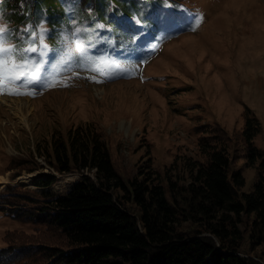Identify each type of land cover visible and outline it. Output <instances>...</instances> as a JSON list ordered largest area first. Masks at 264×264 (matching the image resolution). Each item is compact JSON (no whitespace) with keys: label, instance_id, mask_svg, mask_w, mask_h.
I'll return each mask as SVG.
<instances>
[{"label":"trees","instance_id":"1","mask_svg":"<svg viewBox=\"0 0 264 264\" xmlns=\"http://www.w3.org/2000/svg\"><path fill=\"white\" fill-rule=\"evenodd\" d=\"M123 15H143L169 33L188 20L166 0H0L8 31L24 38L11 39L21 48L36 44L35 32L45 25L60 51L58 39L80 23L86 34L78 47L98 52L95 40H108L110 28L131 31L126 25L135 22ZM244 116L241 132L202 126L199 159L186 157L161 173L149 157L132 178L119 171L92 123L37 143V156L56 172L82 177L63 195L51 191L55 177L36 180L38 193L11 186L0 194V210L35 232H9L0 264H264V151L256 144L262 126L251 110Z\"/></svg>","mask_w":264,"mask_h":264},{"label":"rangeland","instance_id":"2","mask_svg":"<svg viewBox=\"0 0 264 264\" xmlns=\"http://www.w3.org/2000/svg\"><path fill=\"white\" fill-rule=\"evenodd\" d=\"M166 4L176 5L188 15L178 30L158 32L143 15L134 19L123 15L127 24L135 22L126 25L131 31L122 28L119 34L110 28L108 40H95L100 43L98 52L83 53L78 47H84L81 35L86 34L80 23L74 27L72 23L69 33L58 39L63 46L60 51L48 40V27L40 26L34 35L37 51L43 42L49 54L58 55L47 87L9 86L12 65L5 63V92L0 95V177L8 181L0 185V194L11 186L41 192L35 181L48 177L56 178L51 191L65 194L82 176L56 172L37 156L36 145L85 123L103 132L117 168L129 178L149 157L161 173L186 157L199 159L201 127L219 125L229 132H241L247 109L261 123L256 144L264 151V0H166ZM91 18L84 24H91ZM0 24L8 26L1 16ZM94 26L99 29L100 25ZM13 32L7 27L5 47L11 39L23 43L24 38ZM142 39L147 43H139ZM29 44L22 45L29 48ZM60 53L64 55L60 57ZM100 54L110 59L92 65L97 71L87 70V63L76 67L79 56ZM9 91L36 94L17 96ZM4 97L16 100L26 123L6 107L1 101ZM246 175L251 185L255 172L249 170ZM22 176L32 182L20 183ZM11 231L35 233L0 210V249L9 245L6 238Z\"/></svg>","mask_w":264,"mask_h":264},{"label":"snow or ice","instance_id":"3","mask_svg":"<svg viewBox=\"0 0 264 264\" xmlns=\"http://www.w3.org/2000/svg\"><path fill=\"white\" fill-rule=\"evenodd\" d=\"M102 28L103 25H100ZM76 32L80 29L76 28ZM7 26L0 24V95L5 92L3 68L5 63L12 65L7 81L8 85L14 88L33 87L44 88L49 83V76L56 69L58 65L57 53L49 54L47 45L41 42V51H37L35 45H31L29 48H21L13 43H9L5 47L7 40ZM64 53H60L62 57ZM109 57L100 54V56L94 55H82L76 60V67L80 68L86 63L90 65L87 70L97 71V68L92 66L98 63H108ZM29 65L31 67H29ZM112 66L111 64L109 65ZM115 74V73H114ZM9 95H35V92L21 93L19 91H9Z\"/></svg>","mask_w":264,"mask_h":264},{"label":"bare ground","instance_id":"4","mask_svg":"<svg viewBox=\"0 0 264 264\" xmlns=\"http://www.w3.org/2000/svg\"><path fill=\"white\" fill-rule=\"evenodd\" d=\"M1 101L6 105V107L8 108V109H10L15 115H17L18 116V118L22 121V122H24V123H26V121H28V120H26V116L23 114V112L20 110V106L18 107L17 106V104H16V100H14V99H7V98H2L1 99ZM8 101H10V102H8ZM20 101V103H22V100H19ZM124 124V123H123ZM6 177V176H5ZM31 180V178H29L28 176H26V177H23L22 176V178H20L18 181L20 182V183H23V184H30L32 181H30ZM7 179L6 178H4V177H0V185L1 184H4V183H7ZM21 185V184H20Z\"/></svg>","mask_w":264,"mask_h":264}]
</instances>
